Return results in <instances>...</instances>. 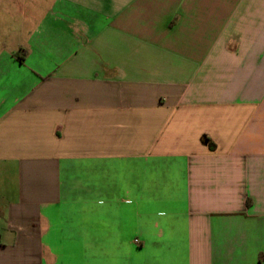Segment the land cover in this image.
<instances>
[{
	"label": "crops",
	"instance_id": "obj_1",
	"mask_svg": "<svg viewBox=\"0 0 264 264\" xmlns=\"http://www.w3.org/2000/svg\"><path fill=\"white\" fill-rule=\"evenodd\" d=\"M0 264H264V0H0Z\"/></svg>",
	"mask_w": 264,
	"mask_h": 264
}]
</instances>
